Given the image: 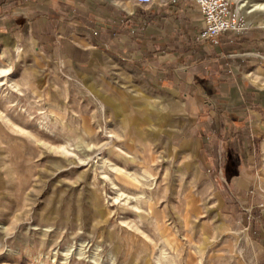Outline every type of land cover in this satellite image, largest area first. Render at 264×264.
<instances>
[{"label": "rangeland", "instance_id": "obj_1", "mask_svg": "<svg viewBox=\"0 0 264 264\" xmlns=\"http://www.w3.org/2000/svg\"><path fill=\"white\" fill-rule=\"evenodd\" d=\"M239 11L230 43L263 53L264 19ZM40 27V0H0V264H264V111L240 189L204 164L183 89L105 46L51 54ZM258 57L238 80L264 90Z\"/></svg>", "mask_w": 264, "mask_h": 264}, {"label": "crops", "instance_id": "obj_2", "mask_svg": "<svg viewBox=\"0 0 264 264\" xmlns=\"http://www.w3.org/2000/svg\"><path fill=\"white\" fill-rule=\"evenodd\" d=\"M193 6L192 0H155L151 11L145 12L131 0H40L41 27L33 37L55 43L56 50H47L51 54L77 61L92 58L98 46H105L174 82L183 89L193 129L199 130L204 164L218 168L223 181L245 189L254 173L248 162L254 135L251 121L264 111V90L239 83L238 78L250 66L263 67L255 57L264 52L236 47L229 31L219 43L193 44L195 30L189 24ZM206 93L212 95L216 110L206 111ZM228 120L233 132L226 131ZM218 134L225 136L224 162L219 160ZM232 134L237 136L234 141Z\"/></svg>", "mask_w": 264, "mask_h": 264}, {"label": "built area", "instance_id": "obj_3", "mask_svg": "<svg viewBox=\"0 0 264 264\" xmlns=\"http://www.w3.org/2000/svg\"><path fill=\"white\" fill-rule=\"evenodd\" d=\"M177 2L179 0H168ZM201 16V27L196 33L197 40L219 43L220 36L228 31L241 29L242 17L233 0H192ZM141 6H151L155 0H135Z\"/></svg>", "mask_w": 264, "mask_h": 264}, {"label": "bare ground", "instance_id": "obj_4", "mask_svg": "<svg viewBox=\"0 0 264 264\" xmlns=\"http://www.w3.org/2000/svg\"><path fill=\"white\" fill-rule=\"evenodd\" d=\"M251 1V0H250ZM248 2L249 1H240L239 2V6H238V9L239 10H241V9H243L244 7H246V13H250V14H255L256 16H260L259 17V20H263L264 19V17L263 16H261L262 15V12H260V10L261 9H263L264 7V4L263 3H259V2H254V3H250V4H248ZM250 6H251V8H250ZM241 14V13H240ZM255 15H253V16H255ZM7 71V69H5V68H1L0 69V72L1 73H4V72H6ZM145 159V158H144ZM147 160V159H146ZM115 166V165H114ZM117 167V166H116ZM122 169V168H121ZM142 177V176H141ZM131 178V177H130ZM135 181L137 184H141V180L138 178V176H134L133 177V179L131 180V182L132 181ZM130 182V183H131ZM168 263V262H167Z\"/></svg>", "mask_w": 264, "mask_h": 264}]
</instances>
